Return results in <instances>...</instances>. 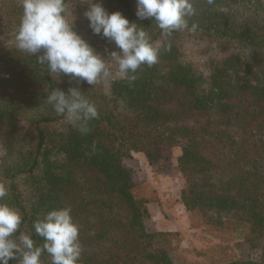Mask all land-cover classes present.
Returning <instances> with one entry per match:
<instances>
[{"label":"trees","instance_id":"trees-1","mask_svg":"<svg viewBox=\"0 0 264 264\" xmlns=\"http://www.w3.org/2000/svg\"><path fill=\"white\" fill-rule=\"evenodd\" d=\"M78 33L105 59L120 51L95 35L83 0H67ZM146 29L160 48L158 63L143 65L135 81L89 85L15 46L20 0H0V184L19 210L20 231L36 245L33 228L47 212L70 207L80 226L79 264H175L178 232H149L148 204L135 171L123 161L143 153L151 166L167 146H181L182 203L193 227L229 233L256 251L224 264H264V0H193L196 31L165 38L153 19H139L132 0H102ZM205 45L204 68L181 61L190 44ZM221 55L213 58L214 55ZM78 87L98 117L81 134L45 104L55 88ZM19 235V232L16 234ZM42 264H51L44 253ZM10 264H17L11 260Z\"/></svg>","mask_w":264,"mask_h":264},{"label":"clouds","instance_id":"clouds-1","mask_svg":"<svg viewBox=\"0 0 264 264\" xmlns=\"http://www.w3.org/2000/svg\"><path fill=\"white\" fill-rule=\"evenodd\" d=\"M209 4L214 0H207ZM22 15L15 34V46L30 55L38 54L37 61L53 76L67 75L72 79L96 85L112 77L110 61H115L121 78L135 81L137 70L143 65L158 63L160 48L151 40L145 28L130 20L120 11L109 13L102 0H88L84 16L95 35L114 42L120 51H112L110 59L98 53L76 30L67 0H20ZM136 16L153 19L162 37L174 32L196 31L198 25L189 20L196 15L193 0H136ZM57 115L81 134L89 131V121L98 117L96 105L78 87L67 92L55 88L44 102ZM7 188L0 184V264H42L47 253L51 264H79L83 247L79 239L80 226L74 221L70 207L47 212L35 220V233L44 239L35 244L31 233L20 231L23 218L18 209L6 201ZM19 232V235H16Z\"/></svg>","mask_w":264,"mask_h":264},{"label":"rangeland","instance_id":"rangeland-1","mask_svg":"<svg viewBox=\"0 0 264 264\" xmlns=\"http://www.w3.org/2000/svg\"><path fill=\"white\" fill-rule=\"evenodd\" d=\"M132 1L137 10L136 0ZM83 2L89 7L88 0ZM205 47L195 43L187 45L182 50L181 61L204 68L210 55ZM220 56L215 52L213 58ZM107 58L110 59V55ZM110 65L113 75L105 83L109 95L112 83L122 79L115 61H110ZM181 154V146H167L166 158L157 165L151 166L143 153H133L123 161L127 168L135 171L138 194L154 198L148 204L150 214L146 219L147 230L180 233V243L171 254L175 264H224L254 257L256 251L242 240L234 239L229 233L216 232L205 226L193 227L194 220L182 203L181 193L186 184L178 166Z\"/></svg>","mask_w":264,"mask_h":264}]
</instances>
